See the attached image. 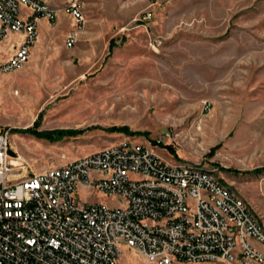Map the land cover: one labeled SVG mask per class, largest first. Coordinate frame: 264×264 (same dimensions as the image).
Here are the masks:
<instances>
[{
    "label": "rangeland",
    "instance_id": "rangeland-1",
    "mask_svg": "<svg viewBox=\"0 0 264 264\" xmlns=\"http://www.w3.org/2000/svg\"><path fill=\"white\" fill-rule=\"evenodd\" d=\"M83 2L75 46L65 40L76 19L64 12L65 32L36 48L39 33L28 63L0 76V124L28 171L170 133L175 151L162 155L217 168L264 226V0ZM124 125L135 134L109 130ZM62 130L77 134L38 135ZM91 200L124 203L102 192ZM122 252L123 264H156Z\"/></svg>",
    "mask_w": 264,
    "mask_h": 264
},
{
    "label": "built area",
    "instance_id": "built-area-1",
    "mask_svg": "<svg viewBox=\"0 0 264 264\" xmlns=\"http://www.w3.org/2000/svg\"><path fill=\"white\" fill-rule=\"evenodd\" d=\"M84 10L83 0H0V43L23 34L0 56V76L28 63L42 18L70 13L76 24L65 43L75 46ZM12 135L0 124V264H123V246L156 264H264V226L249 204L217 168L162 155L170 133L40 172L28 171ZM96 192L124 203L92 201Z\"/></svg>",
    "mask_w": 264,
    "mask_h": 264
},
{
    "label": "crops",
    "instance_id": "crops-1",
    "mask_svg": "<svg viewBox=\"0 0 264 264\" xmlns=\"http://www.w3.org/2000/svg\"><path fill=\"white\" fill-rule=\"evenodd\" d=\"M68 18H69L68 14L62 12L58 17V21L56 22V23H58L57 28H52L51 26H49V21L46 18H42L40 20L41 24L39 26L40 39L38 41V44L36 45V48H37V46L40 47V43L42 42L43 39H49V37H52L50 35V32L52 29L58 33L65 32V24H66V20ZM75 24L72 26V28L70 30H72L75 27ZM69 31H68V33H69ZM68 33H67V36H68ZM67 36H66V38H67ZM22 39H23V34H21V33L10 34V36L7 40L0 43V49L1 50L4 49L7 52V54L5 55V54H3L2 51H0V52H2V54L0 56H5L7 58L10 55H12V53L14 52L15 46L18 45ZM65 42H66V40H65Z\"/></svg>",
    "mask_w": 264,
    "mask_h": 264
},
{
    "label": "trees",
    "instance_id": "trees-1",
    "mask_svg": "<svg viewBox=\"0 0 264 264\" xmlns=\"http://www.w3.org/2000/svg\"><path fill=\"white\" fill-rule=\"evenodd\" d=\"M109 130L110 131L125 132L126 134H135L132 131H130L128 126H125V125L124 126H112L109 128ZM63 133L75 135V134H77V131H75V130H69V131L68 130H65V131L62 130V131H53V132L51 131V132H46V133H39L38 135L45 137V138L53 139L55 135L58 134L59 136H61V134H63ZM168 148L171 149L173 152L175 151L172 146H169ZM261 171H264V170H261Z\"/></svg>",
    "mask_w": 264,
    "mask_h": 264
},
{
    "label": "bare ground",
    "instance_id": "bare-ground-1",
    "mask_svg": "<svg viewBox=\"0 0 264 264\" xmlns=\"http://www.w3.org/2000/svg\"><path fill=\"white\" fill-rule=\"evenodd\" d=\"M20 157H21V155H20ZM22 158V157H21Z\"/></svg>",
    "mask_w": 264,
    "mask_h": 264
}]
</instances>
